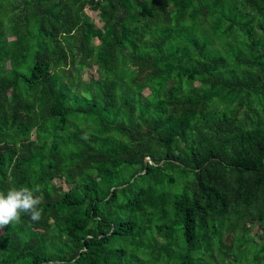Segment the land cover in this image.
I'll return each instance as SVG.
<instances>
[{"label":"trees","instance_id":"obj_1","mask_svg":"<svg viewBox=\"0 0 264 264\" xmlns=\"http://www.w3.org/2000/svg\"><path fill=\"white\" fill-rule=\"evenodd\" d=\"M36 185L0 264H264V0H0V191Z\"/></svg>","mask_w":264,"mask_h":264},{"label":"clouds","instance_id":"obj_2","mask_svg":"<svg viewBox=\"0 0 264 264\" xmlns=\"http://www.w3.org/2000/svg\"><path fill=\"white\" fill-rule=\"evenodd\" d=\"M39 192V185L34 188L21 186L9 188L6 192L0 191V229L10 223H21L22 214H28L32 221L41 220L43 209L39 205L42 203V196L36 195Z\"/></svg>","mask_w":264,"mask_h":264},{"label":"rangeland","instance_id":"obj_3","mask_svg":"<svg viewBox=\"0 0 264 264\" xmlns=\"http://www.w3.org/2000/svg\"><path fill=\"white\" fill-rule=\"evenodd\" d=\"M90 14H92V12H90ZM95 20L98 22V24H100V22L98 21V17L95 15ZM55 182L57 184H60L64 189L68 188V184L64 183L63 180L61 179H55Z\"/></svg>","mask_w":264,"mask_h":264}]
</instances>
